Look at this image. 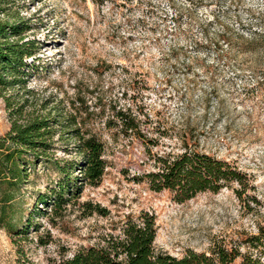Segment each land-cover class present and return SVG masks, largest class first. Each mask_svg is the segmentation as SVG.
<instances>
[{
  "label": "rangeland",
  "instance_id": "obj_1",
  "mask_svg": "<svg viewBox=\"0 0 264 264\" xmlns=\"http://www.w3.org/2000/svg\"><path fill=\"white\" fill-rule=\"evenodd\" d=\"M0 20L40 42L32 92L0 89V138L49 118L51 153L78 159L96 139L106 165L97 184L76 170L55 208L39 194L63 174L23 153L27 178L0 180V264H53L144 212L157 250L239 246L264 262V0H0ZM186 149L236 163L242 184L185 201L152 190L156 159Z\"/></svg>",
  "mask_w": 264,
  "mask_h": 264
},
{
  "label": "trees",
  "instance_id": "obj_2",
  "mask_svg": "<svg viewBox=\"0 0 264 264\" xmlns=\"http://www.w3.org/2000/svg\"><path fill=\"white\" fill-rule=\"evenodd\" d=\"M30 29L24 21L0 20V89L27 88L33 70L40 42L26 39L22 34ZM244 43L249 40L243 38ZM33 57L32 62L28 59ZM25 102L27 100H24ZM12 103L9 99V104ZM24 105H20L19 114ZM25 122L14 121L11 131L0 138V180L27 178V166L19 159L25 152L33 155L36 162L51 163L63 174V178L48 191L39 194L43 203L54 207L65 198L66 192L73 191L71 180L76 170H81L82 179L97 184L105 171L103 145L96 139L80 140L79 158H60L54 155L52 129L49 118H25ZM65 152L69 151L64 147ZM156 169L144 174V179L154 191L169 190L178 201H185L205 191L219 192L227 184H242L245 174L236 163L192 149L176 155H163L156 159ZM73 195V194H72ZM120 234H108L103 243L83 247L70 256L53 264H264L259 257L241 252L239 246L215 245L209 252L188 250L183 256H176L157 250L156 217L144 212L136 219H129L122 226ZM238 260V262H237Z\"/></svg>",
  "mask_w": 264,
  "mask_h": 264
}]
</instances>
